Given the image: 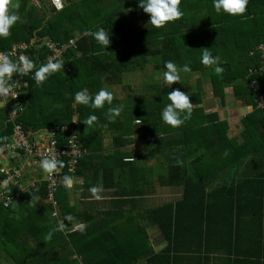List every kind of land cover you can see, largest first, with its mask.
I'll list each match as a JSON object with an SVG mask.
<instances>
[{"label": "trees", "instance_id": "16d2710c", "mask_svg": "<svg viewBox=\"0 0 264 264\" xmlns=\"http://www.w3.org/2000/svg\"><path fill=\"white\" fill-rule=\"evenodd\" d=\"M18 1L20 20L7 39H0V51L8 52L14 45L34 40L36 45L27 55L40 65L49 55L44 46L40 48L41 40L63 44L73 39L77 49L64 54L63 70L49 77L43 86L37 87L30 80L24 111L15 123L33 132L74 127L85 153L76 173L92 160L109 161L112 165L106 168L110 177L107 181L128 187L139 172L144 178L147 170L141 169V157L134 158L122 149L138 135L137 128L143 133L142 139L151 133L154 137L146 138L144 146L150 148V157L159 163L157 181L161 187L181 188L182 196L174 203L148 211L151 225L159 231L154 241L146 226L135 219H110L108 214L101 221L88 220L83 233L66 238L56 232L45 241V235L58 223L48 207L45 215L49 219H42V223L47 222L35 228L28 251L18 248L10 264H79V260H72L74 255L84 264H264V110L257 108V98L247 78L249 70L261 63L259 56L250 54L264 43V0H249L242 17L216 14L212 0H182L183 16L161 29L148 25L150 17L138 7V0H67L61 12L42 0L39 8L31 0ZM99 28L110 35L107 49L85 35ZM203 48L220 57L222 76L200 64ZM169 60L178 66L189 64L192 74L198 73L211 83L218 98H226V90L233 88L235 97L250 99L253 110L242 120V143L229 137L226 122L204 113L202 91L191 92L189 73L172 86L188 93L194 105L192 118L177 129L167 127L160 119V111L168 103L167 93L172 90L161 81L149 86L142 96L134 95L137 91L130 85L124 86V94H130L127 97L117 92L124 75L152 68L155 76L163 72L164 62ZM85 87L90 94L101 87L108 88L114 93V104H124V111L109 121L107 106L94 113L83 105L73 108L74 93ZM89 114L98 118L91 127L83 123ZM73 117L78 120L76 126L72 124ZM15 123L10 121L7 110L0 108V138H6L0 139V147L11 140ZM106 126L111 131L109 147H105L102 132ZM57 138L60 147L68 145L67 134L58 133ZM248 163H260L262 169H245ZM224 173H234L235 183H220ZM63 175L70 174L65 170ZM62 190L63 187L56 194L58 209L63 205L62 195L66 196ZM45 191V184H40L29 195L15 197L9 208L0 204V216L10 213L16 202L32 194L45 200ZM127 192L122 187L114 194L126 197ZM135 194L143 196L145 191ZM248 218L253 224L250 235L244 229ZM246 236L250 241L245 242ZM158 243L165 247L156 252L154 245ZM0 245L6 250L8 243L0 241ZM6 252L10 256L12 250Z\"/></svg>", "mask_w": 264, "mask_h": 264}, {"label": "crops", "instance_id": "0c3cea01", "mask_svg": "<svg viewBox=\"0 0 264 264\" xmlns=\"http://www.w3.org/2000/svg\"><path fill=\"white\" fill-rule=\"evenodd\" d=\"M75 1L77 2V0H73L72 2ZM31 2L32 5L39 8V0H31ZM64 2L66 4V2L68 1L64 0ZM10 3L17 6L14 11L18 10L20 6L18 0H10ZM147 71H150L151 74L146 75L147 77L145 81L147 82V79H155L156 75L154 76L153 69L148 68L145 72L147 73ZM203 80V88L205 90L207 89V91L210 90V87L212 86L211 83L205 78H203ZM151 85L152 83L148 84L147 88ZM203 88L201 89L203 90ZM205 90L203 91L206 92ZM231 93L232 92H228V96L230 97L229 99L218 98L213 93L216 98L212 96L213 98L210 97V99L212 98L214 102L209 103L208 101L206 105V102L202 100L201 107L204 110V113H209L207 115H217L220 122H226L229 127V137H232L231 139L236 140L238 143H242V120L252 111L247 114H242L241 109L248 105H251V103L249 98L235 97L234 93ZM141 94L143 95V93ZM232 95L233 97H231ZM208 98L209 97H207V99ZM221 99H224V105H222ZM0 101H2V99H0ZM5 103V107L0 108H5L9 114V112L13 110L14 106L10 102L5 101ZM134 123L137 125L139 124L137 123V120H135ZM136 130L138 135H135L136 137L133 138V141L128 146H126L125 149L122 150L125 152H131L134 158H142L143 162L142 164L140 163L141 169L147 170L146 176L144 178L141 177L139 172L137 178L131 181L132 185H129V187L127 186V184L118 186V184L116 183H109L106 179L110 178L106 171V168L112 165L109 161H106L105 163L104 161L100 162L98 160H92L85 167L81 166L76 175L72 176L75 181L74 187L71 190H67L63 187L62 190L66 193V196L62 195L63 205L58 209V222L64 221L65 216H72L71 224H69L68 221H64L66 224L65 232H62L64 237L67 238L68 236L79 232L72 231V224H84L86 227L88 224V220L96 219V221H101L103 219V215L108 214V217L110 219L121 218L123 216L135 219L141 225L146 226L147 233L149 234L151 241L156 240L159 231L157 227L151 225V222L148 218V211L178 201L182 196V190L181 188L161 187L159 185L157 181V174L160 169L159 163L156 161V159L150 157V148H146L144 146V140H146V138H153L154 136L151 133H147L142 139L140 138V134H143L142 131L139 128H137ZM109 131L110 129L107 126L106 128L102 129L103 134L106 136L105 147H109L111 144V131ZM144 160L146 161L144 162ZM262 167L264 169V165ZM244 168L252 169L253 172L262 169L260 163H252L248 166H245ZM29 173H33V170H29ZM39 177H41L42 179L40 184H44V173H42L41 170L39 171ZM106 182L108 183L107 185H105ZM219 182L235 183L234 173H224L222 176H220ZM110 184L112 185L111 187ZM141 185H143L142 189L139 188ZM91 186L102 187V191L100 192V200L90 198L91 194L88 192V188ZM122 187H124L125 190H128L127 193L129 194L126 195V197H124V195L117 196L114 194V192H121ZM140 190L145 191V194L143 196L135 194ZM21 200L16 202L14 206H12V208L10 209V213H5L4 216L2 215L4 218L9 220L8 225H5V232L3 233L4 242L8 243V250L28 249V245L33 243V241H31L30 239V236L35 234V228H37V226H39L40 224L44 225L45 222H47L45 221L42 223V219H49L45 215L46 210L49 211V205L42 197H40V195L36 196L35 194H32L29 197ZM123 201L128 202L127 205L119 207L116 205L117 203H121ZM249 220L250 219L248 218L246 223L244 224L246 235H250L251 230H253L252 221ZM119 225L120 224H118V228ZM132 226L135 225L132 224ZM248 236H246L245 242L250 241V239H248ZM16 243H19L20 245L16 247ZM26 243L28 244L24 246ZM4 247L3 245H0V259L2 260L5 251L7 250H5ZM164 247V243H158L154 245V249L156 252L161 251ZM72 260H79V264H84L83 260L77 255H74ZM139 264L146 263L144 261H141Z\"/></svg>", "mask_w": 264, "mask_h": 264}, {"label": "clouds", "instance_id": "9594fccd", "mask_svg": "<svg viewBox=\"0 0 264 264\" xmlns=\"http://www.w3.org/2000/svg\"><path fill=\"white\" fill-rule=\"evenodd\" d=\"M53 7L57 12L61 11L64 7L62 0H51ZM182 0H138V7L144 13L149 15L148 25L154 29H161L166 27L170 22L179 20L183 16L181 9ZM249 0H212V7L216 14H226L232 17H242L247 11ZM17 6L11 4L10 0H0V39H7L11 35V29L20 20L19 15L14 9ZM85 35L92 36L94 40L103 48L107 49L110 44V35L105 29L99 28L96 31H88ZM200 64L205 68L214 70L217 76H222L224 68L221 66L222 61L219 56H214L208 48H203L200 53ZM64 62L62 59L52 60L49 59L47 63H42L39 66L27 56L21 54L16 59L11 58L9 53H0V107H5V98L9 95L15 97V92L12 84L10 83L14 76H27L31 74L37 87H41L48 80L49 77L57 72L63 70ZM164 70L160 78L161 84L172 89L176 83H181V74L191 73L192 68L189 64L178 66L175 62L169 60L164 62ZM167 101L160 111V119L163 124L177 129L184 123L192 118L194 105L188 93L180 89H172L167 93ZM83 105L95 112V110L104 109L107 106V118L113 121L119 117L124 111V104H114V93L108 88L101 87L95 94H90L89 90L85 87L76 91L73 95V108ZM251 105L241 109L242 114H247L252 111ZM14 114V111L9 117ZM209 114L208 112L205 113ZM95 114H89L83 123L87 127H91L97 121ZM77 118L73 117V121ZM137 123L139 121L137 120ZM6 139V138H0ZM2 151V149H0ZM39 167L42 173L51 177L53 174L59 172L64 168L63 161L57 160L55 155L49 152L39 160ZM71 171V169H69ZM74 179L70 175L62 177V186L71 190L74 187ZM102 191L101 186H91L88 192L91 194L90 198L100 200ZM64 221L71 224L72 216L64 217ZM64 221L58 222L57 225L46 235L45 241L52 239L56 232H65L66 224ZM72 231L85 230L84 224H72Z\"/></svg>", "mask_w": 264, "mask_h": 264}, {"label": "built area", "instance_id": "2783aa9c", "mask_svg": "<svg viewBox=\"0 0 264 264\" xmlns=\"http://www.w3.org/2000/svg\"><path fill=\"white\" fill-rule=\"evenodd\" d=\"M49 1L53 7L51 0ZM62 2L64 3V9L65 2L64 0ZM54 10L56 11L55 8ZM41 41L40 48L44 46L49 51L45 63L49 59H62L64 62V54L69 49H77L76 42L73 39L63 44L55 43L50 39ZM34 45H36L35 41L32 40L31 43H20L14 45L8 52L0 51V53H9L12 59H16L21 54L28 57L27 53ZM250 55L252 57L259 56L261 59L260 66L251 68L247 78L252 93L257 98V108L264 110V43L258 45ZM66 70L69 71L68 68ZM30 80H33L31 74L27 76H14L10 82L13 86L15 97L9 95L5 98V101L10 102L14 106L13 110L9 112L10 116L14 111V114L9 117L13 123H15L18 115L24 111L23 100L30 89ZM0 99L3 100V98ZM72 124L76 126L78 122L73 121ZM58 133L68 135V145L66 147H60L57 138ZM0 149H2L0 151V204L4 208H9L12 205L13 199L18 195H28L31 191L38 188L42 180L39 177L41 169L38 162L42 157L51 152L57 160L64 162L65 166L59 172L53 174L51 177L44 174L43 178L46 187L45 202L51 208L52 217L58 218L56 194L63 187V173L66 170L73 176L76 173L77 165L85 155L77 141L76 129L74 127H53L47 131L33 132L31 130L26 131L22 125L15 123L11 140L1 146ZM29 170H33V173H29Z\"/></svg>", "mask_w": 264, "mask_h": 264}, {"label": "rangeland", "instance_id": "374dc122", "mask_svg": "<svg viewBox=\"0 0 264 264\" xmlns=\"http://www.w3.org/2000/svg\"><path fill=\"white\" fill-rule=\"evenodd\" d=\"M70 1H73V0H70ZM80 0H77V2H79ZM42 2L49 6V0H42ZM76 2V1H75ZM143 22H146V21H143ZM144 72V73H143ZM141 73H133V74H126L122 77V81H121V86L117 87L116 90L117 92L121 93L122 94V98L124 97H127L128 95L130 94H124L126 89H124V86L126 85H130L132 88H135V90L137 92L134 93V95L136 94V96H141L142 94L141 93H147V85L152 83V84H156V83H159L161 80L160 78L162 77V72H158L155 76V79H152V80H148L147 79V82L145 81L146 80V75H149L151 74L150 71H147V73L145 71H143ZM184 75H187L185 73H182V77ZM153 78V77H151ZM187 79L189 80V85H190V88H191V91L192 92H196L198 90H200L201 88H203L204 86L202 85V78L200 77V75L198 73H189L187 75ZM204 81V80H203ZM115 87V86H114ZM121 87H122V90H121ZM202 90V89H201ZM203 90H205L203 88ZM202 90V100L206 102V105H207V102L209 101V103L211 102H214V100L212 99L213 97H215L212 93V86L210 87V90L207 91V89L205 90L206 92H204ZM139 91V92H138ZM233 88H228L226 90V98L229 99L230 97L228 96V92H232L231 94H233ZM213 96V97H212ZM207 97H209L207 99ZM210 97H212L210 99ZM233 97V95L231 96ZM216 98V97H215ZM135 104H136V101H135ZM76 122H78V120H76ZM228 135H230L229 131H228ZM232 138V137H231ZM234 138V137H233ZM229 158V157H228ZM227 162V161H226ZM157 165V163H156ZM232 172V171H231ZM4 216V214H3ZM0 217V241H4V238H3V233L5 232V225H8L9 223V220H7L6 218L4 217ZM46 236V235H45ZM26 251H28L27 249H25ZM20 250H12V253L11 255L9 256V254L5 251V254H4V257H3V260L0 259V264H10V263H13L12 261L16 258V252H18ZM8 262V263H7Z\"/></svg>", "mask_w": 264, "mask_h": 264}, {"label": "water", "instance_id": "95a60500", "mask_svg": "<svg viewBox=\"0 0 264 264\" xmlns=\"http://www.w3.org/2000/svg\"><path fill=\"white\" fill-rule=\"evenodd\" d=\"M221 103H222V105H224V99H221Z\"/></svg>", "mask_w": 264, "mask_h": 264}]
</instances>
